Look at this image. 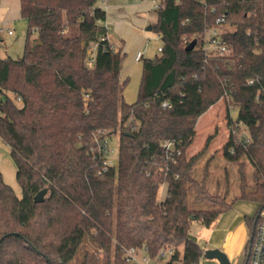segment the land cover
Here are the masks:
<instances>
[{
  "label": "trees",
  "instance_id": "16d2710c",
  "mask_svg": "<svg viewBox=\"0 0 264 264\" xmlns=\"http://www.w3.org/2000/svg\"><path fill=\"white\" fill-rule=\"evenodd\" d=\"M97 1L19 0L27 30L22 57H0V140L21 196L0 172V264H69L85 237L105 252L103 264H136L125 259L129 247L149 258L173 247L170 261L196 264L204 250L191 223L211 225L236 200L257 204L243 215L245 260L264 210V0H160L151 29L161 50L141 58L131 103L120 78L125 53L106 38ZM213 29L226 52L206 51ZM221 98L229 129L222 155L238 165L230 201L227 174L220 193L207 186L208 160L200 179L194 172L214 134L186 155L199 117ZM112 134L117 165L104 169L95 138Z\"/></svg>",
  "mask_w": 264,
  "mask_h": 264
},
{
  "label": "rangeland",
  "instance_id": "374dc122",
  "mask_svg": "<svg viewBox=\"0 0 264 264\" xmlns=\"http://www.w3.org/2000/svg\"><path fill=\"white\" fill-rule=\"evenodd\" d=\"M100 2L101 0L97 1V4H100ZM117 2L130 5L121 8L119 11H117L118 9H114L116 11L110 12L106 19L107 35L115 49H119L125 53L122 60L120 78L127 80L123 90V98L126 102L131 103L137 98L142 59L152 58L156 54L159 55L158 47L161 45V41L153 29H147L146 27L156 21L155 5H158L160 0H119ZM1 7L0 16L2 15L1 18L6 24H3L4 26L0 24V28H3L0 31V57L10 56L20 59L24 51L27 20L20 13L19 0H1ZM7 29L11 32H8ZM210 35L211 31L209 30L204 36L205 41H207V52H211L215 48L208 42ZM137 52L143 54L142 59L139 61L135 59ZM225 107L226 103L221 98L220 101L216 102L207 112L201 115L196 124L194 140L186 149V155L189 157L198 152L204 146L206 138L214 134L205 152L196 161L194 172L195 176L200 179L203 175L204 165L208 160L207 186L210 191H218L220 193L224 190L227 174L229 189L226 199L230 201L234 196L238 195L239 177L237 172L238 165L227 162L222 155V146L229 135ZM230 114L232 117L236 115L234 107L230 108ZM244 129V126L239 124L235 130L236 134L240 135L241 132L246 133ZM106 147L107 152L105 157L107 163L116 166L118 159L117 134H112L106 139ZM250 171V165L246 164V173L249 174ZM0 172L3 180L13 188L18 196H21V189L15 177V163L10 155L8 145L1 140ZM164 196L165 185H160L158 198L163 199ZM240 206H242L241 213H243L242 211H251L254 214L257 211V204L252 201L241 200ZM261 214L264 216V210L261 211ZM215 224L216 222L213 225ZM205 230L206 226L193 221L190 225L189 235L205 244L207 240ZM179 250L181 252V248ZM244 257L245 249L243 247L240 254L231 264H242ZM105 259V252L95 246L88 237H85L69 264H103ZM205 260L209 261L211 259Z\"/></svg>",
  "mask_w": 264,
  "mask_h": 264
},
{
  "label": "crops",
  "instance_id": "0c3cea01",
  "mask_svg": "<svg viewBox=\"0 0 264 264\" xmlns=\"http://www.w3.org/2000/svg\"><path fill=\"white\" fill-rule=\"evenodd\" d=\"M114 1L116 0H101L100 4H98V6L104 8L106 12V18L104 21L105 25H106V19L111 11H113L114 9H118L117 11H119L121 8L130 5V4L124 5L122 3H118L117 1L119 0H117L116 2ZM1 9L2 7H1V0H0V10ZM1 17L2 15L0 16V24L2 25L6 24V22L3 21ZM2 30L3 28H0V31ZM8 32H11V31L8 30ZM106 38L111 42V40L109 39L107 35V32H106ZM142 56L143 54L141 55L139 59H136V55H135V59L139 61L141 60ZM240 201L241 200H236L230 209L220 214L211 225L206 226L205 237L207 240L205 241V244L199 239H195L203 250L209 249V248L221 249L227 255L230 261V264L233 260H235V258H237V256L240 254L243 247H245V244L248 241L247 236L249 237L248 226L245 220L243 219V215L251 216L252 213L251 211H242L243 213H241L242 206H240ZM215 222L216 224L213 225ZM143 255H146V252L143 249H139L138 256L141 257ZM170 257H171V254H168L162 257L148 258L144 264H182L179 259L170 261ZM205 259L207 258L202 256L196 264H220L214 258H212L209 261H206Z\"/></svg>",
  "mask_w": 264,
  "mask_h": 264
},
{
  "label": "built area",
  "instance_id": "2783aa9c",
  "mask_svg": "<svg viewBox=\"0 0 264 264\" xmlns=\"http://www.w3.org/2000/svg\"><path fill=\"white\" fill-rule=\"evenodd\" d=\"M159 5V4H158ZM158 5H155V8L158 7ZM222 17L219 18L221 20ZM211 35H210V44L213 45L215 48L219 50V52H226L227 48L224 44H222L219 41L218 35H217V30L213 29L210 30ZM158 37V35H157ZM205 40V39H204ZM207 42V41H206ZM206 43H205V48H206ZM213 49V50H214ZM161 50V47H158V51ZM142 53L137 52L136 53V59H139L141 57ZM169 106L166 102H162V106ZM240 137L242 138L243 142L248 141V136L245 132H241ZM95 141L97 142V148L99 153L101 154L103 160V168L105 169L107 165H110L106 161V152H107V147H106V139L98 140V138H95ZM232 151V150H231ZM261 214V213H260ZM143 249V248H141ZM138 250L137 248L134 247H129L125 250V259L129 262H134L136 264H144L147 259L149 258L147 255H143L141 257L138 256ZM144 250V249H143ZM145 251V250H144ZM174 252L173 247H168V248H163L161 249L158 254L160 257L172 254ZM247 256L245 261V264H264V216L260 217V220L256 222L253 228V233L250 237V242L248 244L247 248Z\"/></svg>",
  "mask_w": 264,
  "mask_h": 264
},
{
  "label": "water",
  "instance_id": "95a60500",
  "mask_svg": "<svg viewBox=\"0 0 264 264\" xmlns=\"http://www.w3.org/2000/svg\"><path fill=\"white\" fill-rule=\"evenodd\" d=\"M147 29H151V25L146 27ZM195 41H191L187 44L185 49H190L194 46ZM46 192V189H42L39 192H37L33 198L35 202H41L44 198V194ZM203 257L207 259H216L220 264H230V261L227 257V255L219 248H209L205 249L203 252Z\"/></svg>",
  "mask_w": 264,
  "mask_h": 264
}]
</instances>
